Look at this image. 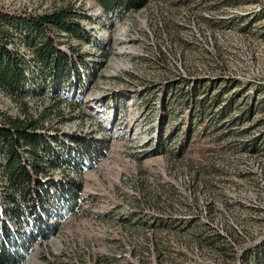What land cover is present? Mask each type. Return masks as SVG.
Masks as SVG:
<instances>
[{
	"label": "rangeland",
	"instance_id": "374dc122",
	"mask_svg": "<svg viewBox=\"0 0 264 264\" xmlns=\"http://www.w3.org/2000/svg\"><path fill=\"white\" fill-rule=\"evenodd\" d=\"M119 1L0 0L73 11L83 32L51 37L75 72L45 79L37 64L24 102L52 159L98 151L82 173L51 170L78 184L76 211L58 201L54 233L22 264H264V0ZM25 111L0 88V113Z\"/></svg>",
	"mask_w": 264,
	"mask_h": 264
},
{
	"label": "trees",
	"instance_id": "16d2710c",
	"mask_svg": "<svg viewBox=\"0 0 264 264\" xmlns=\"http://www.w3.org/2000/svg\"><path fill=\"white\" fill-rule=\"evenodd\" d=\"M144 1L148 0H120L118 6L132 10L145 4ZM75 18L70 9H58L39 16L0 11V88L26 107L23 119L0 113V173L3 180L0 183H3L5 201L3 205L0 201V264H22L41 238L54 233L56 225L49 219L63 217L57 208L58 201L69 213L76 211L78 184L71 179L68 182L53 180L51 170L61 168L56 165L64 161L82 173L84 165L90 166L89 162H94V156L98 154L91 145L81 143L77 151L81 157L70 161L68 156L52 159L54 155L50 151L48 135L41 129V120L32 117L24 102L30 94H37V90H28L29 86L39 82L37 64L45 68V79H66L75 72L78 63L58 48L51 37V30L81 34L83 30ZM20 33L24 35V45L31 50L33 60L16 47V34ZM255 264H262V260L256 258Z\"/></svg>",
	"mask_w": 264,
	"mask_h": 264
}]
</instances>
